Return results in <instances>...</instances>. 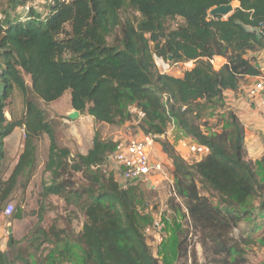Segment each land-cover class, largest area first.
Wrapping results in <instances>:
<instances>
[{
  "label": "trees",
  "instance_id": "trees-1",
  "mask_svg": "<svg viewBox=\"0 0 264 264\" xmlns=\"http://www.w3.org/2000/svg\"><path fill=\"white\" fill-rule=\"evenodd\" d=\"M30 1L11 0V10ZM234 1L240 6L226 19L210 16L213 8ZM45 5L44 13L32 3L24 18L8 12L0 19V201L13 192L32 155V140L45 133L50 139L45 170L53 182H43V196L65 195L69 185L58 180L72 169L83 172L89 184L73 188L72 196L85 221L75 236L56 226L46 228L41 206L39 221L26 237L9 235L0 264H62L67 254L58 251L61 244L78 246L82 264H168L147 242L138 211L140 182L125 187L112 172L89 170L104 164L119 143L96 134L87 154H73L59 145L45 111L29 97L31 92L51 103L68 91L72 109L96 122L122 123L131 118L128 106L136 104L144 113L145 135L164 136L175 123L207 148L201 160L191 163L172 143L160 140L173 161L177 194L186 203L206 263L246 264V247L264 244V236L255 237V226L248 236L236 238L233 232L256 212L259 217L264 213V157H248L246 129L237 112L228 110L225 126L207 133L199 111L226 91H237L246 77L258 75L264 0H54ZM124 8L140 16L123 21ZM169 19L181 22L169 29ZM154 55H172L173 62L194 61L195 66L175 77L159 72ZM214 56L226 59L220 69L211 63ZM16 87L23 93L25 113L9 120L7 103ZM18 127L26 132L25 150L5 179V139ZM12 217L23 218V209L18 207ZM44 245L48 254L41 250ZM161 245L160 252L171 251L175 261L187 255V238L179 231Z\"/></svg>",
  "mask_w": 264,
  "mask_h": 264
},
{
  "label": "rangeland",
  "instance_id": "rangeland-1",
  "mask_svg": "<svg viewBox=\"0 0 264 264\" xmlns=\"http://www.w3.org/2000/svg\"><path fill=\"white\" fill-rule=\"evenodd\" d=\"M32 3L43 13L47 9V6L42 0H31L25 5H20L16 11H12L11 0H0V19H3L4 14L8 12L20 18H24L28 12L24 6L28 4L32 6ZM232 5L234 9H236L240 6V3L234 1ZM139 16L140 14L131 8H124L122 10L123 21H125L127 17L134 19ZM228 16L224 18L226 19ZM180 22L179 19H169L167 21V27L169 29H174ZM116 34H118V31ZM147 36L149 37L150 35L147 34ZM113 39L114 36L109 38L110 42H112ZM157 57L160 56L154 55V60L159 72L175 77H182L187 70L195 66L194 61L192 63L190 61L173 62L169 61V59H164L165 63H169L170 65V68L164 69L161 60ZM25 79L27 85L30 87V77L25 76ZM253 81L254 79L251 78L243 79L242 87L249 86ZM244 92L243 89L240 91V95L239 93L232 95L226 93L222 99L216 100L208 106L203 107L199 111V122L203 125L202 128L205 132H214L225 126L228 110L237 112L239 118L242 117V120L247 122L245 119L246 117L240 115L242 111L240 105L248 101L255 110V113L252 115L253 123L247 125L248 132L259 138L256 144L259 143V146L264 145V115L249 102ZM29 97L45 111L46 120L51 122L59 145L71 148L73 154H87L93 146V140L96 134L106 142H118L119 146L132 140L147 139L150 137L145 135L141 128V121L144 115L136 104H130L127 108L128 114L131 115L130 119H126L122 123L107 124L96 122L94 117L87 113L81 114L77 120L69 119L68 114L72 110L70 102L71 93L69 91L66 92L62 98L51 103H45L31 92ZM237 98L243 99L238 100ZM7 104L6 116L9 120H20L24 117V96L18 87L15 88ZM251 126L254 127L251 128ZM168 127L166 135L153 137L154 144L151 147L152 158L163 162L166 175L154 176L153 181H141L138 184V194L140 195L138 211L143 224L144 233L153 254L156 257L159 256L161 262L164 261L167 263L168 261V264H208L206 263L204 250L199 242V234L197 235L192 227L186 203L184 199L177 194L173 161L164 152L160 140L172 143L176 150L191 163L201 160L206 155V150L192 137H190L192 139H189L187 138L188 136L182 135L178 126L173 130L170 128L171 126ZM246 137H250V135L246 134ZM25 141L26 132L23 127L16 128L15 131L5 139L6 156L2 165L5 179H9L13 173L19 157L25 150ZM245 143H249V139H245ZM256 144L255 146L253 145L254 148L252 151L255 153L251 152L254 156L259 152L257 150L259 146ZM49 145L50 139L45 133L32 140V155L26 161L13 192L5 201H0V249L3 251L8 249L7 243L10 234H12L15 239L20 240L31 232L39 221L38 213L41 210V206L43 207L44 215L42 224L46 228L56 226L65 229L67 232L73 234V236L77 235L83 228L85 221L84 213L78 206L79 203H77L72 196L73 188L83 189L89 184L88 178L83 172L72 169L69 175L58 180V182H67L69 185L65 190V195L50 194L46 197L43 196V182H53L51 173L45 170L49 158ZM178 145H180V147H178ZM247 154L248 157L252 159L248 149ZM263 157L264 155H262V158ZM68 162L69 164H73L74 161L71 158ZM108 166L110 169L114 168L110 164H108ZM106 167V165L91 167L89 170L93 173L99 171L106 174ZM110 169L109 172H112ZM201 193L203 195L206 194L203 189H201ZM67 198H71V201ZM10 204L13 206V211L11 214H7L5 210ZM18 207L23 209V218L21 219L12 217ZM260 223L262 222L258 217H256L255 220L250 219L243 221L239 227L234 230L233 236L236 238H239L241 235L248 236L251 234L254 226L256 230ZM262 226L264 227V223ZM178 231L182 239L187 238V255H184L180 262L179 260L175 261L171 251L164 250L161 253L160 248L162 245L159 243L162 239L169 243L172 234ZM258 234L260 235L261 233H257L255 237H259ZM256 245H258V242H256L254 246L246 247L245 256L248 260H246V264L249 263L251 256H253V247ZM41 250L44 254H48L47 245L42 246ZM58 251H63L67 254L62 260V264H82L81 250L78 246L73 244H61L58 247Z\"/></svg>",
  "mask_w": 264,
  "mask_h": 264
},
{
  "label": "built area",
  "instance_id": "built-area-1",
  "mask_svg": "<svg viewBox=\"0 0 264 264\" xmlns=\"http://www.w3.org/2000/svg\"><path fill=\"white\" fill-rule=\"evenodd\" d=\"M44 4H52L54 0H42ZM30 4L24 6L28 11ZM211 16V15H210ZM161 60L164 69L170 68L169 63H165L164 58L157 57ZM258 75L254 76L252 84L247 86L246 95L249 102L254 105L264 115V49L258 54ZM191 63L193 61H190ZM215 69H220L225 63L218 64L215 56L211 59ZM144 115V113L142 112ZM154 144L153 137L147 139H137L120 145L117 150L108 157L107 161L101 166H107L106 172L110 169L115 174L120 184L128 186L133 183V180L138 179L137 182L147 181L154 178V176L166 175L165 165L161 161H157L151 156V147ZM136 182V183H137ZM13 206L10 204L6 207L5 212L11 214Z\"/></svg>",
  "mask_w": 264,
  "mask_h": 264
},
{
  "label": "crops",
  "instance_id": "crops-1",
  "mask_svg": "<svg viewBox=\"0 0 264 264\" xmlns=\"http://www.w3.org/2000/svg\"><path fill=\"white\" fill-rule=\"evenodd\" d=\"M249 78H251V79H254L253 77H246L245 79H249ZM244 89V93H245V96H246V98L248 99V97H247V95H246V90H247V86H245L244 88L242 87V83H241V85H240V87H239V89L237 90V91H226L225 92V94L227 93V94H237V93H239V95H240V91L241 90H243ZM238 95V96H239ZM238 100H241V99H243V98H237ZM240 108L242 109V111L240 112V115H244L246 118V120H247V122H244L243 120H242V117L240 118L242 121H243V124H244V126H245V129H246V134H249L250 135V137H246V140H248L249 139V143H247L246 144V146H247V149H248V151H249V154H250V157L253 159V160H260L261 158H262V155H264V145H260L259 146V143L258 144H256V141H258V137L257 136H254L253 134H251V133H249L248 132V129H247V125H251L252 123H253V114L255 113V110L253 109V107L248 103V101L247 102H244V103H242V105H240ZM74 109H72L71 111H73ZM239 115V114H238ZM177 126H176V124L174 123L173 125H171V129L173 130L174 128H176ZM252 127H254V126H251V128ZM15 131V130H14ZM180 132H181V134L182 135H186L182 130H179ZM10 136V135H9ZM187 136V135H186ZM187 138H189V139H192V138H190V137H187ZM255 144L256 145H258L259 146V148L257 149L259 152H258V154L256 155V156H254L253 154H251V152L253 151V148H254V146H255ZM254 145V146H253ZM50 146V145H49ZM201 146V145H200ZM178 147H180V145H178ZM203 149H205L206 150V153H207V148H205L204 146H201ZM252 153H255V152H252ZM18 163V162H17ZM154 179H152V181H153ZM154 183H155V181H154ZM153 183V184H154ZM258 212H256L253 216V218L252 219H256V217H258V218H260L261 219V222L262 223H260V225H259V227H258V229L256 230V234L257 233H261L260 235H259V238L260 237H262V236H264V227L262 226L263 225V223H264V213H263V215H260V217L258 216ZM256 222V221H255ZM263 227V228H262ZM262 228V229H261ZM259 229H261V230H259ZM162 241H163V239L162 240H160L159 241V243H162ZM253 246H254V244H253ZM161 249V248H160ZM253 256H251V258H250V261H249V263L248 264H264V244H260V243H258V245H256L255 247H253ZM157 257H159V256H157Z\"/></svg>",
  "mask_w": 264,
  "mask_h": 264
},
{
  "label": "water",
  "instance_id": "water-1",
  "mask_svg": "<svg viewBox=\"0 0 264 264\" xmlns=\"http://www.w3.org/2000/svg\"><path fill=\"white\" fill-rule=\"evenodd\" d=\"M234 10L235 9H234L232 3L231 4H224V5L213 8L210 11V15L212 17H219V16L226 17V16L230 15L231 13H233ZM215 60L218 64L224 63L226 61V59L222 56H215ZM169 61H173L172 55L169 56ZM79 116H80V112L77 110H73L68 114V117L71 120H77L79 118ZM137 181H138V179L133 180V183H136Z\"/></svg>",
  "mask_w": 264,
  "mask_h": 264
}]
</instances>
